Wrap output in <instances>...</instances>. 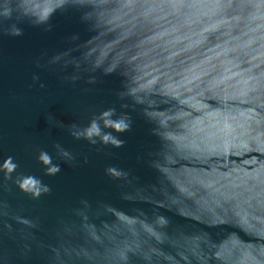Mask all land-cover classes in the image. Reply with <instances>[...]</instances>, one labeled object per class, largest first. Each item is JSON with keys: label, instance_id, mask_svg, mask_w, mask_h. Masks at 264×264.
Wrapping results in <instances>:
<instances>
[{"label": "water", "instance_id": "1", "mask_svg": "<svg viewBox=\"0 0 264 264\" xmlns=\"http://www.w3.org/2000/svg\"><path fill=\"white\" fill-rule=\"evenodd\" d=\"M73 3L0 0V264H264V0ZM108 109L123 147L69 134Z\"/></svg>", "mask_w": 264, "mask_h": 264}, {"label": "clouds", "instance_id": "2", "mask_svg": "<svg viewBox=\"0 0 264 264\" xmlns=\"http://www.w3.org/2000/svg\"><path fill=\"white\" fill-rule=\"evenodd\" d=\"M79 7V5L73 3V0H65V4L62 7ZM15 17L14 23L10 24L7 27L0 26V31L3 32L4 35L8 36H20L22 35V28L18 26L21 23V17L18 15H14L11 11L5 10L2 13V19L7 21L11 18ZM35 23H43L47 24V18L45 20H37L36 18H32ZM46 31H51L52 26L48 24ZM39 64V62H37ZM38 80L37 76H33V81ZM41 88L44 87L43 84L40 85ZM111 128L112 132H106L104 129ZM132 129V120L125 113L121 116H117L115 109H108L105 112L101 113L99 117L93 118L87 127L81 128L78 125H71L70 135L79 140L86 139L89 144L96 145L97 138L104 145H112L116 148L123 147L125 141L120 138L118 135H113V132L116 133H124L126 131H131ZM57 150V154L64 160L65 163L70 161H75L76 157L70 153L68 150L64 149L59 144L55 145ZM99 148H96V151H99ZM139 159V157H138ZM39 160L46 165V173L54 175L61 171L59 164L53 162L52 156L47 151H41L39 155ZM87 157L84 159V163H87ZM18 166L13 162L12 158L9 157L3 165V168L7 170V174L10 175ZM108 173H113L116 170L114 168H109L106 170ZM16 183L19 185L22 191L32 194L34 197H38L41 194L48 193L51 191V188L48 185H45L41 180L33 176L20 177ZM166 221L162 223V227L166 225ZM135 255V252L131 249L123 252L119 256V264H131V256Z\"/></svg>", "mask_w": 264, "mask_h": 264}]
</instances>
